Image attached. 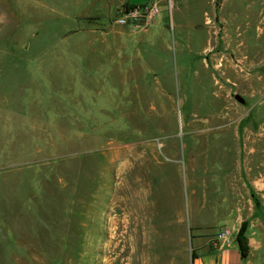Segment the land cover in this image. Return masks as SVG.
I'll list each match as a JSON object with an SVG mask.
<instances>
[{"label":"rangeland","instance_id":"obj_1","mask_svg":"<svg viewBox=\"0 0 264 264\" xmlns=\"http://www.w3.org/2000/svg\"><path fill=\"white\" fill-rule=\"evenodd\" d=\"M159 9L0 0V264H264V0Z\"/></svg>","mask_w":264,"mask_h":264},{"label":"crops","instance_id":"obj_2","mask_svg":"<svg viewBox=\"0 0 264 264\" xmlns=\"http://www.w3.org/2000/svg\"><path fill=\"white\" fill-rule=\"evenodd\" d=\"M102 2L103 8L107 9L108 13L111 9V7H115L116 9H122L126 7L127 5H144L150 0H100ZM158 1V0H157ZM162 0H159L158 2H161ZM164 1V0H163ZM99 13V12H98ZM96 15H101V14ZM157 27L155 28V30ZM154 33H146V34H140L139 37H148L154 35ZM230 211L228 214H226L223 218H221L220 222L221 224H230L231 223V215ZM150 219V223L148 224L145 222L144 227H177V225L174 224H165L163 221L162 216L160 217V221L153 223L152 214L150 213L148 217H145ZM180 221L182 223V227H192L196 228L195 225L189 226L187 224L186 218L182 216L180 218ZM218 224V223H217ZM228 226V225H227ZM230 228V227H228ZM191 230V228H189ZM195 246H197L195 244ZM195 264H244V259L242 256V253L240 251L239 246L233 242L229 247H225L223 249H219L216 252H210L205 253L200 256L198 260L195 261Z\"/></svg>","mask_w":264,"mask_h":264},{"label":"built area","instance_id":"obj_3","mask_svg":"<svg viewBox=\"0 0 264 264\" xmlns=\"http://www.w3.org/2000/svg\"><path fill=\"white\" fill-rule=\"evenodd\" d=\"M114 24L128 28L131 31L148 29L153 23L156 16L160 14L159 2L151 1L144 5H136L117 9ZM233 243V238L228 229H222L215 237L216 249L229 247Z\"/></svg>","mask_w":264,"mask_h":264},{"label":"trees","instance_id":"obj_4","mask_svg":"<svg viewBox=\"0 0 264 264\" xmlns=\"http://www.w3.org/2000/svg\"><path fill=\"white\" fill-rule=\"evenodd\" d=\"M130 5H127V7H129ZM239 248H240V251L242 253V256H243V259L246 258L247 256V252H248V247L247 245L244 243V241L241 239L239 241V244H238ZM201 255H198L195 253V251L193 252L192 254V260H193V263L198 260L200 258Z\"/></svg>","mask_w":264,"mask_h":264},{"label":"water","instance_id":"obj_5","mask_svg":"<svg viewBox=\"0 0 264 264\" xmlns=\"http://www.w3.org/2000/svg\"><path fill=\"white\" fill-rule=\"evenodd\" d=\"M236 99L242 103L244 102V99L240 95H236Z\"/></svg>","mask_w":264,"mask_h":264}]
</instances>
